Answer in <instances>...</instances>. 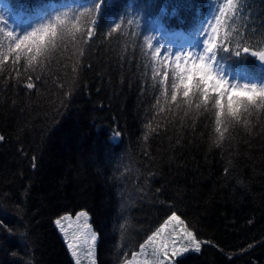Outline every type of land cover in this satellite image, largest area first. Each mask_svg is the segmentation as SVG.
Returning <instances> with one entry per match:
<instances>
[{"label":"trees","instance_id":"1","mask_svg":"<svg viewBox=\"0 0 264 264\" xmlns=\"http://www.w3.org/2000/svg\"><path fill=\"white\" fill-rule=\"evenodd\" d=\"M2 1L68 2L50 22L77 30L31 63L0 42V264H73L55 221L79 212L97 264H126L173 213L201 245L175 264H264V107L234 116L228 101L247 94L192 88V75L176 100L179 72L144 32L155 21L195 38L211 0ZM234 3L215 60L263 83L264 0Z\"/></svg>","mask_w":264,"mask_h":264},{"label":"snow or ice","instance_id":"2","mask_svg":"<svg viewBox=\"0 0 264 264\" xmlns=\"http://www.w3.org/2000/svg\"><path fill=\"white\" fill-rule=\"evenodd\" d=\"M236 8L237 5L234 3V0H227V3L221 9L220 16L216 20L215 25L211 28V33L214 40L210 39L208 42L210 51H215V48L218 46L216 43V37L218 36L223 26L227 23V18L234 15ZM91 11L98 12L99 6H97L96 10ZM92 23L94 25L95 20H93ZM116 27L119 28L120 25H117ZM70 30L76 31L77 29L68 22L67 15H65L64 18L57 17L54 23H49L31 32L30 34L23 36L22 39L15 37V34L12 32H7V36L9 38H15L18 40V42L15 43L14 48L10 47L8 49L9 55L12 52H15L17 53V59H19V54L22 50L25 52H30L28 59L29 63H31L34 57L45 54L47 51H49V42L52 41L57 35L64 37ZM0 31H3V29H0ZM91 34V29L84 32V35L89 37H91ZM221 39L226 40L227 36L225 35L224 37H221ZM244 51L248 52L249 49L245 48ZM156 55H160L159 49L156 50ZM252 55H258L259 59L261 61H264V52H252ZM3 58L7 59L8 57L5 56ZM186 59L187 62H184V58L178 57V63L176 61V69L179 70V68L181 67L183 69V71L179 72V76L177 77L179 83L173 85V91L176 93V100L177 92L181 88L180 81L183 80L186 82L187 75H192V88H201V90H203V88H207L208 91H212L214 86L216 89H219V93L223 95L224 98L228 97L230 93L247 94L245 96L233 95L228 101V104L232 105L236 109V112L233 114L234 116H236L240 110L248 111L249 109L255 108L256 106L264 107V88L248 85H245L242 88L229 87L227 81L215 77L211 81H208L207 83L201 85L197 83L196 76L198 73L203 72L205 68H208L210 71V66L207 65L204 60L201 59H198L194 62L191 58V54H189ZM165 80H167V76H165ZM27 87L32 88L33 85L29 83ZM186 90L190 93V86ZM4 139L5 137L0 136V141H3ZM81 217L84 218L83 222L77 223L75 225L73 240L72 242L68 243L69 249L72 250L73 257H78V252L76 250L77 248H86L89 254H91L92 249L95 247V242L97 238L96 233L92 231L91 225H89L87 222V215L81 212L77 216L78 222L80 221ZM63 219H67V217H64ZM173 222H177V224L180 226V232L177 233L173 231L172 233H169L167 238H163L162 234L165 233V230L169 227L170 224H173ZM55 223L57 227L61 228V231H64L61 219H57ZM0 224H2V221H0ZM64 235L65 237H67L68 233L64 232ZM177 236L180 237V239H186L188 241V245L191 246L195 252L200 251V243L197 241L194 233L188 231L187 227L184 226V221L175 213H173L152 236L148 237V240L146 241L147 245L152 246L153 255L156 257V261L154 262V264H163V261L159 259L161 254L164 257V260H167L169 247H171V251L173 254H179V250L176 248L175 245V238ZM158 238H160V242L157 245L156 241ZM144 247L145 245H141L142 250L144 249ZM188 250V247H183L182 249V251L184 252H187ZM77 264H80L79 259H77ZM131 264H136L135 255H133Z\"/></svg>","mask_w":264,"mask_h":264},{"label":"rangeland","instance_id":"3","mask_svg":"<svg viewBox=\"0 0 264 264\" xmlns=\"http://www.w3.org/2000/svg\"><path fill=\"white\" fill-rule=\"evenodd\" d=\"M227 3V0H214L211 4V18H207L203 26L201 27L200 33L196 39H186L184 36L179 34L170 35L172 38L171 43L167 41H162L160 39V35L158 34V26L152 25L149 29L147 37L154 43V45L160 50V57L167 58V60L173 61L174 66L176 67V61L178 57L184 58V62H187V57L191 54V58L193 61H197L198 59L204 60V62L210 66V71L208 68H205L203 72L199 73L205 79L206 82L211 81L214 77L219 78L221 80L227 81L229 87L242 88L245 85L248 86H257L264 88V83L260 84L251 79L244 77L241 74H232L225 71L222 67H220L214 60L213 52L209 50L208 42L212 37L211 28L215 25L216 20L218 19L219 11L224 7ZM49 19V14L44 13V16H36L34 18H30L27 20H22L20 16L12 15L9 11L6 4L0 0V42H13L17 39L9 38L7 36V32H12L15 34V37L19 39L28 33L33 32L38 28L39 23L43 22V19ZM216 19V20H215ZM30 23V25H29ZM176 39L178 40V44H176ZM163 45V47H162ZM178 63V61H177ZM199 67V65H198ZM179 71H183L182 67L179 68ZM195 71V70H194ZM244 94V93H241ZM76 213L74 215H64L58 219H61V223L63 225L64 231H61V228L57 227L60 235L65 241L66 248L68 250L69 256L73 264H77V259H79L80 264H97L96 260V245L97 238L95 242V247L92 249L91 254H89L88 250L77 248L78 257H73L72 250L69 249L68 243L72 242L74 235V227L77 223L83 222V217H81L80 221H77V216L80 214ZM87 215V222L90 225L89 217L86 212H83ZM67 217V219H63ZM71 226V227H70ZM92 228V227H91ZM92 231H94L92 229ZM180 232V226L177 222H173L169 227L165 230V233L162 234L163 238H167L169 233ZM64 232L68 233V236L65 237ZM95 232V231H94ZM152 236V235H151ZM97 237V234H96ZM160 242V238L157 239L156 244L158 245ZM144 249H140V251L135 255L136 264H154L156 261V257L153 255L152 246L144 244ZM176 248L179 250V254L175 255L171 251V247H169L167 260H164L163 255L159 257L163 264H175L176 260L185 256L188 253H198L193 250L191 246L188 245V241L186 239H180V237L175 238ZM183 247H188L189 250L187 252L182 251ZM201 248V245H200ZM132 259L129 260L126 264H131Z\"/></svg>","mask_w":264,"mask_h":264},{"label":"water","instance_id":"4","mask_svg":"<svg viewBox=\"0 0 264 264\" xmlns=\"http://www.w3.org/2000/svg\"><path fill=\"white\" fill-rule=\"evenodd\" d=\"M257 64H258V66H259L260 68H263V67H264V61H261V60L259 59V57H257Z\"/></svg>","mask_w":264,"mask_h":264}]
</instances>
